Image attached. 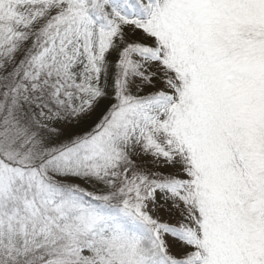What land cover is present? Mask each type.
I'll use <instances>...</instances> for the list:
<instances>
[{
  "label": "snow or ice",
  "instance_id": "snow-or-ice-1",
  "mask_svg": "<svg viewBox=\"0 0 264 264\" xmlns=\"http://www.w3.org/2000/svg\"><path fill=\"white\" fill-rule=\"evenodd\" d=\"M0 264H264V0H0Z\"/></svg>",
  "mask_w": 264,
  "mask_h": 264
}]
</instances>
